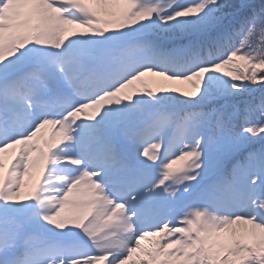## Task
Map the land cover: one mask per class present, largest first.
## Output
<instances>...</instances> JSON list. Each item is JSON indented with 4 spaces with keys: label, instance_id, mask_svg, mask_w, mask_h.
Returning <instances> with one entry per match:
<instances>
[{
    "label": "snow or ice",
    "instance_id": "1",
    "mask_svg": "<svg viewBox=\"0 0 264 264\" xmlns=\"http://www.w3.org/2000/svg\"><path fill=\"white\" fill-rule=\"evenodd\" d=\"M0 264H264V0H0Z\"/></svg>",
    "mask_w": 264,
    "mask_h": 264
},
{
    "label": "rangeland",
    "instance_id": "2",
    "mask_svg": "<svg viewBox=\"0 0 264 264\" xmlns=\"http://www.w3.org/2000/svg\"><path fill=\"white\" fill-rule=\"evenodd\" d=\"M91 7H94V8H100V9H105V8H112V9H116V10H119V8L123 7V6H120V5H96V4H91L90 5ZM101 18L102 20H110L112 19V17H109L107 16L105 13L101 12ZM109 25V24H108ZM73 30H76V31H83L84 29H81V28H78L76 26H73ZM43 142H40V141H37V143H41L43 145ZM12 149H6L5 150V153H4V157H5V161L7 162V160L9 159L10 155L11 154H8V151H11ZM14 151V149H13ZM180 163L181 162H177L176 164L173 165V167H179L180 166ZM24 181H25V184H26V188H25V191L28 190L29 187H31L32 184H34L35 182V176L29 178L28 176H25L24 178ZM73 209L72 208H66L65 209V213H69V212H72ZM236 228V231L239 232L241 230L240 226L239 225H236L234 226ZM151 239L152 238H149V239H146L144 241H142V245H144V247H151Z\"/></svg>",
    "mask_w": 264,
    "mask_h": 264
},
{
    "label": "trees",
    "instance_id": "3",
    "mask_svg": "<svg viewBox=\"0 0 264 264\" xmlns=\"http://www.w3.org/2000/svg\"><path fill=\"white\" fill-rule=\"evenodd\" d=\"M161 80L160 77L152 76L151 74H148L147 82L151 87L157 86L158 82ZM137 84H140L139 82H136ZM165 86L168 88H179V89H191V85L187 83H177V82H165Z\"/></svg>",
    "mask_w": 264,
    "mask_h": 264
}]
</instances>
